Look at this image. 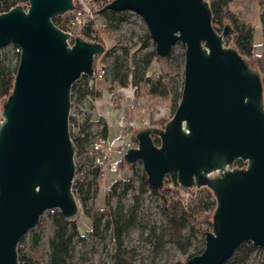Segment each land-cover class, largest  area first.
<instances>
[{
	"label": "water",
	"instance_id": "95a60500",
	"mask_svg": "<svg viewBox=\"0 0 264 264\" xmlns=\"http://www.w3.org/2000/svg\"><path fill=\"white\" fill-rule=\"evenodd\" d=\"M75 8L74 0H28L0 13V47H20L0 119V264H21L18 245L48 209L67 220L81 211L72 191V87L82 75L94 78L106 46L80 34L72 41L53 21ZM105 9L140 14L159 57L177 43L184 49L173 117L136 129L137 145L123 154L127 164L141 162L155 188L172 172L183 187H211L212 228L202 252L181 264H224L244 242L264 255V98L253 59L226 45L232 27L213 26L208 0H111Z\"/></svg>",
	"mask_w": 264,
	"mask_h": 264
},
{
	"label": "trees",
	"instance_id": "16d2710c",
	"mask_svg": "<svg viewBox=\"0 0 264 264\" xmlns=\"http://www.w3.org/2000/svg\"><path fill=\"white\" fill-rule=\"evenodd\" d=\"M93 7V12L98 13L99 16L104 18L105 25L110 28H117L122 22H124L128 16V11H117L112 9H105L107 3L111 0H84ZM83 0H74L76 8H84L85 3ZM210 2L213 26L222 32L226 23H229L232 27L231 33L225 38L226 45H231L238 50V53L248 59L254 60L251 64L258 68L261 72V78L263 83V98H264V0H258L259 6V19L261 21L263 31V47L260 53L255 52V40L254 30L246 29L243 25L239 24L238 16L235 14L233 8L234 3L237 0H208ZM28 0H0V13L8 11L15 5L27 6ZM53 21L62 29H66V24L62 21V15L54 16ZM97 19L89 20L85 23V27L82 29L81 34L83 37L95 40L103 43L98 36L99 30H97ZM152 37L149 32H145L143 36H139L137 42L130 46H123L122 52L118 53L113 48H106V52L103 55L114 54L113 64L111 65L112 80L117 81L119 86L133 85L138 89L141 84H149V92L156 95H163L167 92L168 84H164V80H158L152 82L150 68L152 64L159 60L161 57L156 52V46L154 42H151ZM11 48H7L0 52V119L3 110L4 100L11 94L14 88V80L17 72V66L19 63V54L16 50L18 47L15 43L10 44ZM172 51L168 54V57H173ZM174 60L178 63L179 67L184 68L185 53L182 48L180 52L174 55ZM108 72V66L106 74L103 78L98 79L100 86L104 85ZM160 77L163 76V72L157 73ZM105 78V79H104ZM95 79L82 75L72 87L71 99L75 98L77 102L83 103L85 99L90 100L96 94L95 93ZM104 82V83H103ZM184 86V69L182 71L181 82L175 85L173 89L174 104L170 107L168 113L162 115L159 118H155L153 115L146 116L145 120H142L139 128L156 125L164 126L168 120H170L175 112L177 105L182 97V91ZM91 114L88 112L86 119L81 123L78 133H72L75 152L77 157L81 155V152L88 144L91 134V126L93 121L90 119ZM107 126L103 128V134L105 135ZM155 143L159 144V137L154 136ZM246 164L242 160H237L235 166L244 167ZM119 169H130L133 174L139 179V193L135 195V202L131 207H126L122 199L128 194L129 190L133 188L132 179L116 178L110 181L111 195H117L119 200L117 205L113 207L110 204V194H105L104 201L100 204L97 202V195L100 189V184L104 178V167L96 168L92 171V178L85 184H79L78 190L74 191L77 198L80 213L74 220L65 219L59 211L50 214L53 224L55 226L54 233L49 239V258L47 264H69L70 258L73 256L75 239L78 241H85L86 233L81 232L78 225V219L82 213L87 214L91 220L92 225L89 230L93 237H104V231H111L119 247L122 246L124 236L129 230L137 225L138 210L140 208V195L145 193L148 189L153 193L158 194L162 199V210L166 215V225L162 229L163 235L173 236L180 246L185 249L186 246L193 244L192 237H196V233H200L205 236L206 225L212 226L213 213L215 211V199L211 187L207 183H202L201 187L195 186L187 187L189 194L191 195V203L187 202L185 198L187 192L180 184L176 172H172L165 178V182L162 188H155L148 182L147 175L143 169H136V163L127 164L122 158L118 161ZM90 204V205H89ZM105 217H107L105 219ZM189 227L191 235L186 236L183 233L184 228ZM159 235V234H158ZM25 237L22 238L18 245V253L21 264H41L42 251L38 249V255L30 257L22 253L21 243H23ZM42 239V233L40 231H33L31 229V245L38 247ZM193 252L188 254L186 259L202 252L205 245V238L196 239ZM257 247L251 242L242 243L234 255L229 258L224 264H239L243 262L248 255ZM260 251H262L260 249ZM179 262L178 264H181ZM112 264H133L130 256L126 254H118ZM260 264H264V256L261 255Z\"/></svg>",
	"mask_w": 264,
	"mask_h": 264
},
{
	"label": "rangeland",
	"instance_id": "374dc122",
	"mask_svg": "<svg viewBox=\"0 0 264 264\" xmlns=\"http://www.w3.org/2000/svg\"><path fill=\"white\" fill-rule=\"evenodd\" d=\"M84 3H86L89 8L92 7L86 1H84ZM258 5V0H237L233 8L235 14L238 16L239 24L243 25L246 29L254 30L255 52L260 53L263 47V31L258 15ZM127 16L128 18L117 28L106 26L104 24L105 21L103 22L104 18L100 20L101 16H97V22L99 23L97 25V30H99L98 36L100 40L104 41L106 48H113L116 52L121 53V48L123 46L132 45L137 42L139 36H143L145 32H149L146 22L140 14L129 10ZM151 42L153 41L151 40ZM6 47L9 49L11 45L0 47V52H3ZM182 48V44L177 43L172 48V53L175 55L180 52ZM174 55L173 57H161L159 60H156L150 68L151 75L149 77L152 82L163 79L164 84H168L167 92L163 95L152 94L149 92V84H141L138 89H134V92L135 95L143 96L145 102L142 105L139 104L131 107L135 113L143 116L145 112L148 111L149 114H152L156 107H164L168 113L170 107L174 104L173 89L175 85L178 86L181 82L182 71L184 69L178 66V63L174 60ZM113 60V53L110 55L102 54L97 56L95 65L98 63L106 64V66H108V72L106 80H104L105 83L103 82L104 85L100 86L98 84L100 81L96 78L93 79L96 80L95 87L98 89H96V93L101 92V88L105 86V88L113 94V101L114 98L116 101H119L121 96L124 95L123 89H120V87L123 86H119L117 81L112 80L110 68L113 64ZM158 72H163L164 75L160 77L157 74ZM117 90H119V92L116 93ZM121 90L122 92H120ZM72 101L75 103L76 99L73 98ZM161 114L162 113H158L157 115L159 116ZM100 121L107 125L105 118ZM135 121L136 118L133 122ZM119 129L120 127L117 125L111 127V141H114L115 137L118 136ZM125 137L127 143L131 141V133H126ZM133 141H135V137H133ZM119 156L120 153L117 151L113 152L111 162L114 165L117 163ZM138 168L143 169L141 162H136V169ZM120 172H125L124 176L120 174L117 178L132 179L133 188L129 190L128 194L122 199L123 204L128 208L135 202V195L139 193L138 188L140 182L130 169H122ZM103 182L100 184L101 187L98 192L99 196H101V202L104 201L105 194L109 193L111 197L110 204L115 207L119 198L117 195H111L112 191L108 192ZM184 189L187 192L185 198L188 203H191L192 199L187 187H184ZM106 218L107 217H105V219ZM138 221L137 225L132 227L124 236L123 244L119 247L111 231H104V237H93L89 232L92 220L87 214L82 213L78 219V225L81 232L86 233V239L85 241H78L75 239L73 256L70 258L69 264H112L118 254L130 256L133 264H178L179 262L185 261L187 255L194 251L193 248L196 239L205 238V236L198 232L195 234L196 237L191 238L193 244L183 249L173 236L167 234L162 236L161 231L166 225V215L162 210V199L158 194L153 193L149 189L140 195ZM203 226L206 227V230H211L212 228V226L206 225L205 223H203ZM32 229L33 231H40L42 233L40 245L38 247H33L31 245L30 230L24 236L25 239L20 245L22 253L30 257H35L38 255V249H40L42 251L40 263L47 264L50 252L49 239L53 235L55 229L51 215H42L39 222ZM183 233L188 236L191 235L192 232L187 226L184 228ZM261 255H263V252L260 251V248H256L239 264H260Z\"/></svg>",
	"mask_w": 264,
	"mask_h": 264
},
{
	"label": "built area",
	"instance_id": "2783aa9c",
	"mask_svg": "<svg viewBox=\"0 0 264 264\" xmlns=\"http://www.w3.org/2000/svg\"><path fill=\"white\" fill-rule=\"evenodd\" d=\"M97 16L98 13L93 12V7L89 8L85 3L84 8H75L74 10L66 12L62 15V21L66 24V29L64 30L72 34L73 41V37L76 34H81L82 29L85 27V23L89 20L97 19ZM102 19L103 18L100 17V20ZM104 21L105 20H103V22ZM88 40L95 41L94 38H90ZM16 50L20 52V47L18 46ZM106 71V64H96L94 78H103L106 74ZM97 103H101L99 99L97 100ZM88 112L91 114L89 105L86 102L79 103L75 101L74 103L72 101L69 120L71 135L73 132L78 133V131L80 130L81 123H83V121L86 119ZM158 113L162 114L158 116ZM166 113L167 112L164 107H156L152 114H149L148 111L145 112L147 116L153 115L155 118H159ZM105 125L106 124H104L103 122H93L91 126V134L89 137L88 144L85 146V149L81 152L80 156L77 157V154L75 153L77 167L72 183L73 193L75 190H78L79 184H85L92 178V171L94 169L99 167L105 168L111 159L110 144L107 137L103 134V128ZM124 173H122L123 176ZM106 189L108 192H110L112 189L111 185H108ZM56 211H58L57 208H50L44 214H53Z\"/></svg>",
	"mask_w": 264,
	"mask_h": 264
},
{
	"label": "crops",
	"instance_id": "0c3cea01",
	"mask_svg": "<svg viewBox=\"0 0 264 264\" xmlns=\"http://www.w3.org/2000/svg\"><path fill=\"white\" fill-rule=\"evenodd\" d=\"M136 87L129 84L128 86L120 87V89H123L124 95L121 96L119 101H116L114 98H112V93L108 91L105 86L101 88V92L96 93L95 89V95L92 97V99L87 100L85 99L84 102H86L89 105V108L91 110V120L95 123H100L102 119H106L107 122V131L105 136L107 137L110 149H111V159L109 163L106 165L104 170V177L103 183H105V188L110 185V181L112 179H116L120 174H122L118 168V161L120 158L123 157L124 151L132 146H136L137 139H136V133L135 130L139 129L142 120H145L146 114L139 115L138 113H135V111L131 108L135 105L143 104L145 101L143 96L135 95L134 89ZM98 90V89H97ZM115 92V91H114ZM119 92V90L116 91V93ZM122 92V90L120 91ZM117 96V95H116ZM118 97V96H117ZM100 100V104L97 103V100ZM120 102V103H118ZM133 110V111H132ZM145 116V117H144ZM136 118V121L133 122ZM131 120V121H128ZM131 123V124H130ZM135 123V124H132ZM119 126L120 129L118 130V136L115 137L114 141H111L110 135H111V127L112 126ZM131 133V141L126 142V133ZM133 137H135V141H133ZM120 153L119 159L117 163L114 165L111 160L113 157V152ZM97 202H101V196L99 194L97 195Z\"/></svg>",
	"mask_w": 264,
	"mask_h": 264
}]
</instances>
